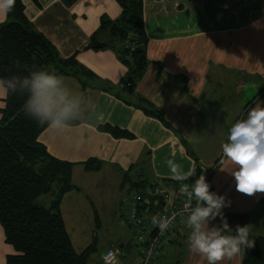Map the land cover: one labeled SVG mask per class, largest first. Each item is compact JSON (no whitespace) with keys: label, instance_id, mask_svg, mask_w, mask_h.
Masks as SVG:
<instances>
[{"label":"crops","instance_id":"crops-1","mask_svg":"<svg viewBox=\"0 0 264 264\" xmlns=\"http://www.w3.org/2000/svg\"><path fill=\"white\" fill-rule=\"evenodd\" d=\"M142 2L148 63L130 89L122 87L129 81V68L107 46L109 34L101 31L104 36H97L101 48L91 43L103 15H121L117 0H78L71 6L63 0H22L28 19L60 56L75 55L87 71L77 77L60 76L72 97L79 98L80 120L62 133L46 128L38 141L51 156L74 164L72 181L87 184L90 178L93 183L115 180L130 188L138 180H171L170 159L185 173L209 168L210 191L230 201L222 209L227 221L230 214H248L249 239L264 236V193L238 191L232 175L237 166L222 151L232 125L246 117L257 99L264 101V0ZM7 20V14H0V24ZM6 97L0 86V109ZM144 107L156 109L162 118L149 115ZM104 125L126 130L132 137H116L100 128ZM92 159L100 166L88 171L84 163ZM73 191L61 202L66 228L65 212L74 209L68 210L64 200ZM213 226L222 227L220 217L209 221L208 227ZM189 232L183 222L177 224L159 264H207L189 250ZM124 247L121 241L118 248ZM12 253L0 223V264ZM139 263L137 252L123 264ZM218 264L243 262L237 257Z\"/></svg>","mask_w":264,"mask_h":264},{"label":"trees","instance_id":"trees-1","mask_svg":"<svg viewBox=\"0 0 264 264\" xmlns=\"http://www.w3.org/2000/svg\"><path fill=\"white\" fill-rule=\"evenodd\" d=\"M63 1L71 6L78 0ZM117 2L122 8L121 15L114 20L103 15L91 43L98 48V34L101 31L109 34L111 39L107 46L114 48L128 66L129 81L124 85L132 89L135 84L131 81L135 83L140 79L148 63L143 2ZM7 15L8 20L0 24V78L22 80L41 69L58 76L76 77L86 71L75 55L60 56L56 47L28 19L22 0H15L13 10ZM128 83L131 85L126 86ZM29 94L27 88L17 84L14 94L7 92L5 105L0 109V223L6 242L14 248L6 264H87L94 248L89 246L76 252L61 210L64 195L76 188L72 184L74 164L51 156L38 141L46 126H40L24 114L22 106ZM144 109L149 115L162 118L156 109ZM100 128L116 137H132L128 131L110 125ZM84 164L88 171L98 170L100 166L93 159ZM198 175L196 167L195 175L188 182L191 184ZM151 182L156 180L134 181L130 188L142 190ZM248 219V214H230L229 226L235 229L236 225H246ZM253 241L254 247L244 250L242 262L264 264V236Z\"/></svg>","mask_w":264,"mask_h":264},{"label":"clouds","instance_id":"clouds-1","mask_svg":"<svg viewBox=\"0 0 264 264\" xmlns=\"http://www.w3.org/2000/svg\"><path fill=\"white\" fill-rule=\"evenodd\" d=\"M15 0H0V14H7L14 8ZM15 81V82H14ZM17 84L27 88L29 95L22 106L24 114L35 119L40 126L54 133H62L71 128L81 118L79 98L72 97L63 78L54 72L37 70L29 73L22 80L0 78V86L8 93L14 94ZM264 101L256 100L246 118L238 119L231 127L228 142L222 145L224 157L236 165L232 175L236 180L238 191L252 195L264 193ZM102 121V117H99ZM171 179L180 182L179 192L195 207L187 215L186 225L190 229L187 237L191 252L202 256L207 264H218L224 260L241 257L245 249L254 247L249 239L252 225H236L235 235L229 227L222 209L230 206L225 196L210 191L211 185L202 174L191 184L186 183L195 175V169L185 173L181 165L174 160L167 161ZM231 171V170H230ZM171 216H153L152 223L164 233L176 218ZM220 217L222 227H208L209 221ZM227 233V234H224Z\"/></svg>","mask_w":264,"mask_h":264},{"label":"rangeland","instance_id":"rangeland-1","mask_svg":"<svg viewBox=\"0 0 264 264\" xmlns=\"http://www.w3.org/2000/svg\"><path fill=\"white\" fill-rule=\"evenodd\" d=\"M98 36L104 34L100 33ZM88 180L87 184L74 178L72 184L78 190L73 189V193L67 195L64 200L68 210L74 209L65 212L67 229L74 249L81 252L93 246L94 250L89 254L87 264H104L102 258L105 252L109 248L118 247L122 241L125 247L121 248V260L116 264L131 262L137 257L138 249L131 230L122 220L125 210L122 198L130 190V185L119 186L115 180H96L94 183L91 178ZM166 254L165 252V258ZM165 258L162 257L161 261Z\"/></svg>","mask_w":264,"mask_h":264},{"label":"built area","instance_id":"built-area-1","mask_svg":"<svg viewBox=\"0 0 264 264\" xmlns=\"http://www.w3.org/2000/svg\"><path fill=\"white\" fill-rule=\"evenodd\" d=\"M198 168V177L203 174L209 182L212 170L204 166ZM179 188L180 182L171 179L151 182L142 190L133 187L127 192L123 200L125 210L122 220L133 234L140 255V264H159L164 257L171 232L178 222H183L185 228H188L185 222L187 215L195 207V200L188 205ZM173 213L177 214L175 220L164 233H161L159 227L153 225L152 217L171 216ZM121 252L118 247L109 248L103 255V263H118L121 260Z\"/></svg>","mask_w":264,"mask_h":264},{"label":"water","instance_id":"water-1","mask_svg":"<svg viewBox=\"0 0 264 264\" xmlns=\"http://www.w3.org/2000/svg\"><path fill=\"white\" fill-rule=\"evenodd\" d=\"M97 47H98V48H101L102 46H101V44H98Z\"/></svg>","mask_w":264,"mask_h":264},{"label":"bare ground","instance_id":"bare-ground-1","mask_svg":"<svg viewBox=\"0 0 264 264\" xmlns=\"http://www.w3.org/2000/svg\"><path fill=\"white\" fill-rule=\"evenodd\" d=\"M126 86H127V84H126ZM122 87H125V85H124V84H122Z\"/></svg>","mask_w":264,"mask_h":264}]
</instances>
